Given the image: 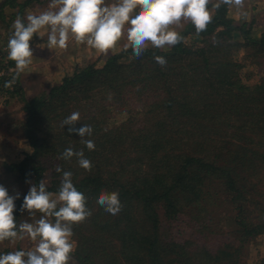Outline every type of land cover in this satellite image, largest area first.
<instances>
[{
  "label": "trees",
  "instance_id": "16d2710c",
  "mask_svg": "<svg viewBox=\"0 0 264 264\" xmlns=\"http://www.w3.org/2000/svg\"><path fill=\"white\" fill-rule=\"evenodd\" d=\"M30 2L16 0L21 9L11 20ZM7 4L15 6V0L0 5V27L7 23ZM228 12L225 4L215 8L199 34L189 22L179 33L182 42L168 50L148 47L137 58L130 47L122 49L101 66L77 69L43 95L21 97L23 136L32 151L3 165L23 182L44 180L56 194L63 172L72 173L91 215L73 225L69 264H248L244 244L264 233V195L257 202L260 214L252 217L248 197L250 185L263 190L256 178L264 169V75L247 84L242 70L264 66V32L253 37L251 24H236ZM5 56L4 83L15 68ZM16 81L13 90L0 82L4 103L22 92ZM73 112L80 113L76 128L92 127L83 139L92 140L94 150L62 126ZM69 147L83 150L90 171L76 157L60 158ZM28 191L15 200L17 225L28 214L20 211ZM113 191L122 204L116 215L97 203L102 192ZM219 215L233 223V238L218 237L225 228L220 219L214 224Z\"/></svg>",
  "mask_w": 264,
  "mask_h": 264
},
{
  "label": "clouds",
  "instance_id": "9594fccd",
  "mask_svg": "<svg viewBox=\"0 0 264 264\" xmlns=\"http://www.w3.org/2000/svg\"><path fill=\"white\" fill-rule=\"evenodd\" d=\"M211 0H115L106 4L105 0H50L46 10L38 14L28 13L17 16L12 24V34L8 39V59L15 62L16 72L5 88H11L19 76L32 64L33 49L30 41L34 34L47 29L48 49H67L71 39L84 44L97 52L108 54L126 34L124 49L129 47L135 57L143 55L149 45L163 49L182 42V36L174 30L183 22H190L197 34L204 32L212 22L208 8ZM221 4L235 7L242 16L246 13L244 0H218L213 6ZM156 62L165 66L163 56H155ZM80 119L79 112L67 116L62 126L68 125L69 132H75L82 139L92 134L90 125H75ZM89 151L95 149L90 139H83ZM76 157L81 168L90 171L92 164L85 158L83 150L66 148L61 159ZM56 171L62 169L56 166ZM46 190L44 180L30 187L23 197L20 211L30 216L37 212L42 215L35 223L27 221L17 225L14 216L15 200L20 194L9 195L0 186V242L23 240L25 237L36 241L34 250L14 251L0 255V264H69L74 250L73 225L79 224L91 215L86 207L85 195L78 191L72 180V173L63 172L58 197ZM58 203L60 207L58 208ZM97 203L109 214L116 215L122 209L118 192H102ZM54 218V219H50Z\"/></svg>",
  "mask_w": 264,
  "mask_h": 264
},
{
  "label": "rangeland",
  "instance_id": "374dc122",
  "mask_svg": "<svg viewBox=\"0 0 264 264\" xmlns=\"http://www.w3.org/2000/svg\"><path fill=\"white\" fill-rule=\"evenodd\" d=\"M25 1L28 0H17L18 3L23 4ZM30 1V3L23 7V11L18 13V15L22 18L28 13L38 14L36 11L41 12L40 5L43 6L45 2L40 1L38 7L36 4L35 9L32 10L33 3L32 0ZM3 2L4 0H0V5ZM114 2L115 0H105L106 4H111ZM217 2L218 0H211L208 5L211 15L214 13L215 9L213 6ZM228 7V16L232 17L236 24H251L253 37H259L264 32V0H244V8L242 11L246 13V16H242L240 11L235 7ZM19 8L20 5H16V0L15 6L7 4L4 8L8 17L6 23L7 26L5 23H2L0 27V56L2 52H6L5 57L8 56V39L13 31V21L18 16L16 15V17L11 20V14L17 12ZM188 23L189 22L182 21L181 26H174V30L180 33L185 29ZM47 33L48 30L42 32L40 36H38V34H34L33 39L30 41V46L33 49L32 64L27 69H25L24 73H22L18 78V85L22 88V92L20 91L18 95L14 96L8 95L9 102L5 103L3 100L5 96L3 97L2 92L0 94V98L3 97L0 99L3 100V103L0 104V186H4L8 190L9 195L13 196L16 195V193L20 194L24 190H29L33 185L32 182H23L22 180L16 179L15 176H12L6 171L3 165V163L6 162L10 163L20 161L25 156L23 152L31 151L32 149L23 136L22 123L25 121L26 116L22 109L23 102L21 97L23 96L31 98L33 96L43 95L54 85L61 83L64 77L72 75L77 69L83 68L91 63H95L98 66L103 65L109 56L124 49V44L127 42L125 34V36L122 37V39L117 43L116 47L113 50H110L106 55L99 53L95 49H92L84 44H77L74 39L71 38L68 42L67 49H48ZM189 41H191V38H189ZM148 47L152 46L149 45ZM169 48L170 46H165L163 50H168ZM245 54L246 52L244 50H240L238 53V58L243 59ZM261 61L264 62V56H262ZM4 72L5 68H2V64L0 63V74L3 75ZM10 72L15 74L16 68H12L10 71H8V74ZM262 75H264V66L259 67L254 64H247L242 70L243 81L247 84L256 83ZM5 79V77H0V82H3ZM4 84L5 83L3 82V85ZM256 179L260 181L263 190L259 193L257 189L253 187V185H250L251 190L248 197L251 199L250 203L252 205V207L249 208L251 210V217L260 214L257 202L261 201L264 195V169L260 171L259 177ZM50 193L53 194V199L58 197V194L53 192ZM41 215V213H36L34 216L25 214L22 217V222L27 221L29 223H35V221L38 220ZM219 219L222 220V225H224L225 228L223 229V233H219L218 237L226 240L233 238L229 232L233 228V223L228 225L225 224V221L227 223H229V221L227 219L221 218L219 215L215 218L214 224H216ZM72 241L74 242L75 247V241L73 239ZM36 243V241H32L28 237H25L23 240H5L0 242V250L8 249L10 252L19 250L31 251L35 249ZM243 249L246 252L248 264H264V233L258 235L254 239L247 241L244 244Z\"/></svg>",
  "mask_w": 264,
  "mask_h": 264
},
{
  "label": "crops",
  "instance_id": "0c3cea01",
  "mask_svg": "<svg viewBox=\"0 0 264 264\" xmlns=\"http://www.w3.org/2000/svg\"><path fill=\"white\" fill-rule=\"evenodd\" d=\"M35 1V2H34ZM40 1L41 2H44V4H43V6H41L40 5V11H43V10H46L47 9V6H48V4L50 3V0H32V3H33V9L32 10H34L35 9V5L37 4V7H38V5L40 4ZM36 7V8H37ZM36 12H38L39 13V11H36ZM47 29H43V30H41V32H39V33H37L38 34V36H40V34L42 33V32H44V31H46ZM31 151H32V149H31ZM31 151H27V152H31Z\"/></svg>",
  "mask_w": 264,
  "mask_h": 264
},
{
  "label": "built area",
  "instance_id": "2783aa9c",
  "mask_svg": "<svg viewBox=\"0 0 264 264\" xmlns=\"http://www.w3.org/2000/svg\"><path fill=\"white\" fill-rule=\"evenodd\" d=\"M3 103V100H0V104H2Z\"/></svg>",
  "mask_w": 264,
  "mask_h": 264
}]
</instances>
